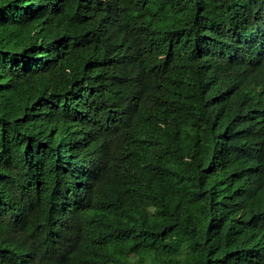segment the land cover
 Segmentation results:
<instances>
[{"label": "trees", "instance_id": "obj_1", "mask_svg": "<svg viewBox=\"0 0 264 264\" xmlns=\"http://www.w3.org/2000/svg\"><path fill=\"white\" fill-rule=\"evenodd\" d=\"M0 264H264V0H0Z\"/></svg>", "mask_w": 264, "mask_h": 264}, {"label": "bare ground", "instance_id": "obj_2", "mask_svg": "<svg viewBox=\"0 0 264 264\" xmlns=\"http://www.w3.org/2000/svg\"><path fill=\"white\" fill-rule=\"evenodd\" d=\"M117 125V124H116Z\"/></svg>", "mask_w": 264, "mask_h": 264}]
</instances>
